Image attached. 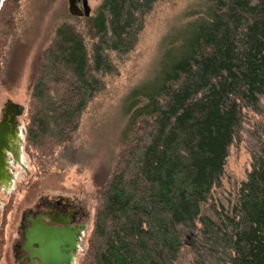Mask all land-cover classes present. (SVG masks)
I'll use <instances>...</instances> for the list:
<instances>
[{
  "label": "trees",
  "instance_id": "obj_1",
  "mask_svg": "<svg viewBox=\"0 0 264 264\" xmlns=\"http://www.w3.org/2000/svg\"><path fill=\"white\" fill-rule=\"evenodd\" d=\"M21 1L1 0L0 51L14 30L5 8ZM163 1L103 0L95 16L68 15L56 27L29 93L24 147L39 166L73 140L104 78L117 73L111 55L134 50ZM164 44L155 76L130 97L78 264H176L198 223L194 264H264V0H207L205 14ZM248 111L259 117L248 132L251 170L233 197L217 199Z\"/></svg>",
  "mask_w": 264,
  "mask_h": 264
},
{
  "label": "rangeland",
  "instance_id": "obj_2",
  "mask_svg": "<svg viewBox=\"0 0 264 264\" xmlns=\"http://www.w3.org/2000/svg\"><path fill=\"white\" fill-rule=\"evenodd\" d=\"M88 2L91 17L95 16L103 0ZM206 6L207 0H165L157 4L147 16L134 50L123 59L111 55L117 73L104 78L105 88L87 108L73 140L57 151L56 161L42 168L23 147L22 164L14 168L17 223L20 212L32 206L40 196L78 198L90 214L79 262L88 246L101 190L114 172L122 150L128 112L135 100L130 97L141 84L155 76L168 36L178 35L185 24L203 16ZM68 8V0H22L15 11L5 8L6 15L10 11L14 30L0 51V119L5 103L11 100L24 108L20 124L26 130L34 67L41 51L51 42L56 27L71 16ZM2 41L0 30V43ZM246 116L239 137L230 147L222 186L215 192L217 199L233 197L251 170L248 132L259 122V117L250 111ZM221 194L223 196H219ZM197 225V231L185 234L176 264H194L201 228L199 223ZM8 234L1 236L7 240ZM1 250L7 254L6 259L2 255L0 264H10L9 247L5 244Z\"/></svg>",
  "mask_w": 264,
  "mask_h": 264
},
{
  "label": "flooded vegetation",
  "instance_id": "obj_3",
  "mask_svg": "<svg viewBox=\"0 0 264 264\" xmlns=\"http://www.w3.org/2000/svg\"><path fill=\"white\" fill-rule=\"evenodd\" d=\"M82 3H79L81 7ZM9 101V100H8ZM6 104V103H5ZM5 106V105H4ZM2 117L0 122L3 119ZM20 124V118H19ZM8 174L14 176L7 187H0V259H6L7 251L2 252L5 244L10 249V264H43L40 257V246L37 243L28 246L27 235L33 229L45 227L46 232L41 236L46 243L52 244L51 255L57 264H78V256L86 236L90 214L76 197L55 195L40 196L32 206L25 208L19 214L17 223L14 201L16 197L14 182L16 174L13 156L8 152ZM40 226V228H38ZM9 232L7 240L1 234ZM3 253V254H2ZM45 255H50L45 249Z\"/></svg>",
  "mask_w": 264,
  "mask_h": 264
},
{
  "label": "water",
  "instance_id": "obj_4",
  "mask_svg": "<svg viewBox=\"0 0 264 264\" xmlns=\"http://www.w3.org/2000/svg\"><path fill=\"white\" fill-rule=\"evenodd\" d=\"M82 3L81 7L79 3ZM68 11L71 16L74 17H91V7L88 0H68ZM24 114V108L19 104L7 101L3 110V119L0 122V187L2 184H6L8 187L14 176L8 174V158L9 152L15 161V164L21 165L23 158V147L25 142L26 130L19 124V118ZM45 227L31 230L27 235V245H33L37 243L40 246V257L43 264H57L52 259L51 248L52 244H47L45 239L41 237L46 232ZM45 249H48L50 255H45ZM32 264H35L34 262Z\"/></svg>",
  "mask_w": 264,
  "mask_h": 264
}]
</instances>
